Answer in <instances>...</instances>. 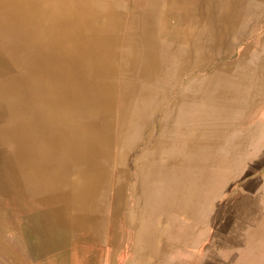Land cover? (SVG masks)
<instances>
[{"label": "bare ground", "instance_id": "6f19581e", "mask_svg": "<svg viewBox=\"0 0 264 264\" xmlns=\"http://www.w3.org/2000/svg\"><path fill=\"white\" fill-rule=\"evenodd\" d=\"M262 26L264 0H0V264H115L125 228L164 262L217 159L189 121L238 97L213 54Z\"/></svg>", "mask_w": 264, "mask_h": 264}, {"label": "rangeland", "instance_id": "374dc122", "mask_svg": "<svg viewBox=\"0 0 264 264\" xmlns=\"http://www.w3.org/2000/svg\"><path fill=\"white\" fill-rule=\"evenodd\" d=\"M252 40H262L263 44L246 47V41ZM242 42L228 58L218 55L217 50L213 54V67L240 60L239 64H231L236 67L229 72L235 82L230 90L233 94L238 92V97H217L221 85L211 83L207 91L216 104L205 109L199 106L189 121L205 125L194 133L201 141H210L206 148L217 159L204 164L209 174L208 191L205 190V202L196 217L187 222L184 215L178 216V221L188 224L191 232L187 236L183 226L176 227L174 248L165 256L166 264H264V26L259 28L258 37L247 35ZM193 77L202 75L195 73ZM201 83L196 79V90L190 87L195 94L202 92ZM249 100L254 105L248 112L239 102ZM225 101L230 105L225 106ZM235 101L238 104L233 105ZM237 120L244 122L234 126ZM124 234L115 264L132 258L136 229L125 228ZM164 262L147 259L146 264Z\"/></svg>", "mask_w": 264, "mask_h": 264}, {"label": "crops", "instance_id": "0c3cea01", "mask_svg": "<svg viewBox=\"0 0 264 264\" xmlns=\"http://www.w3.org/2000/svg\"><path fill=\"white\" fill-rule=\"evenodd\" d=\"M90 256H92V253L89 251H86L85 253H82L80 258H78L77 256L72 257L71 263L72 264H83L86 259L90 258ZM43 263L45 264V261H43Z\"/></svg>", "mask_w": 264, "mask_h": 264}]
</instances>
